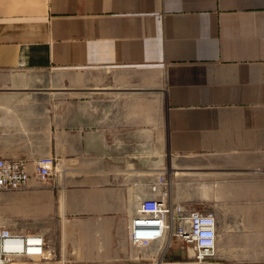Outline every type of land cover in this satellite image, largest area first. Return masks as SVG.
I'll return each mask as SVG.
<instances>
[{
  "label": "crops",
  "instance_id": "1",
  "mask_svg": "<svg viewBox=\"0 0 264 264\" xmlns=\"http://www.w3.org/2000/svg\"><path fill=\"white\" fill-rule=\"evenodd\" d=\"M15 69L68 73L44 101L0 92V157L57 160L15 200L61 229L52 256L140 261L128 224L165 174L167 200L215 213L218 264H264V0H0Z\"/></svg>",
  "mask_w": 264,
  "mask_h": 264
},
{
  "label": "built area",
  "instance_id": "2",
  "mask_svg": "<svg viewBox=\"0 0 264 264\" xmlns=\"http://www.w3.org/2000/svg\"><path fill=\"white\" fill-rule=\"evenodd\" d=\"M56 167L54 155L39 157L34 174L29 171L25 158L0 157V191L22 190L33 177L45 183L53 177ZM167 184L165 174L157 176L151 184L152 195L140 200L136 215L127 228L128 246L143 250L150 248L154 253L141 256L130 251L131 258L142 260L143 264H218L215 213L167 200L164 195ZM175 241L185 253L182 260L166 256ZM52 254L44 235L0 227V264H19L17 259L22 257L45 262Z\"/></svg>",
  "mask_w": 264,
  "mask_h": 264
},
{
  "label": "rangeland",
  "instance_id": "3",
  "mask_svg": "<svg viewBox=\"0 0 264 264\" xmlns=\"http://www.w3.org/2000/svg\"><path fill=\"white\" fill-rule=\"evenodd\" d=\"M67 75L65 71L51 69L0 70V92L14 93L23 100L35 98L44 101L50 94L64 91L63 88L67 86ZM21 191H0V227L13 231L39 233L44 235L47 241L61 239V229L52 228L51 221L44 217V213L40 214L42 218L36 217L40 215L35 211V205L15 204ZM127 249L141 256H151V253H154L150 248L143 250L128 246ZM172 251L166 256H172ZM139 262L143 261L128 260L126 256H50L44 264H137Z\"/></svg>",
  "mask_w": 264,
  "mask_h": 264
}]
</instances>
